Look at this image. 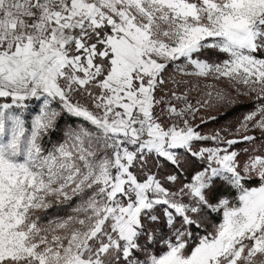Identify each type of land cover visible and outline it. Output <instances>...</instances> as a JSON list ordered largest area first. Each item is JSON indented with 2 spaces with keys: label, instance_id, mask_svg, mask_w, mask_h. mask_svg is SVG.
I'll use <instances>...</instances> for the list:
<instances>
[{
  "label": "snow or ice",
  "instance_id": "1",
  "mask_svg": "<svg viewBox=\"0 0 264 264\" xmlns=\"http://www.w3.org/2000/svg\"><path fill=\"white\" fill-rule=\"evenodd\" d=\"M0 264H264V0H0Z\"/></svg>",
  "mask_w": 264,
  "mask_h": 264
},
{
  "label": "trees",
  "instance_id": "2",
  "mask_svg": "<svg viewBox=\"0 0 264 264\" xmlns=\"http://www.w3.org/2000/svg\"><path fill=\"white\" fill-rule=\"evenodd\" d=\"M243 111H245V109H243V108H241L237 111H232V112H230V114L227 117L221 118L217 122H211L208 124V126L216 127V126H219L221 124L233 122L235 120V118L238 117L239 115H241V113Z\"/></svg>",
  "mask_w": 264,
  "mask_h": 264
},
{
  "label": "rangeland",
  "instance_id": "3",
  "mask_svg": "<svg viewBox=\"0 0 264 264\" xmlns=\"http://www.w3.org/2000/svg\"><path fill=\"white\" fill-rule=\"evenodd\" d=\"M208 128H215V127H210V126H207ZM216 127H219V126H216Z\"/></svg>",
  "mask_w": 264,
  "mask_h": 264
}]
</instances>
